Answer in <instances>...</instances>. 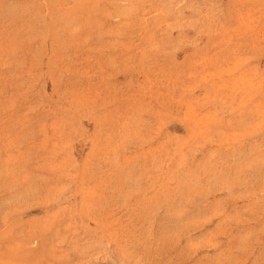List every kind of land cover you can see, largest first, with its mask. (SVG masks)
I'll use <instances>...</instances> for the list:
<instances>
[{
    "label": "rangeland",
    "instance_id": "rangeland-1",
    "mask_svg": "<svg viewBox=\"0 0 264 264\" xmlns=\"http://www.w3.org/2000/svg\"><path fill=\"white\" fill-rule=\"evenodd\" d=\"M0 264H264V0H0Z\"/></svg>",
    "mask_w": 264,
    "mask_h": 264
}]
</instances>
